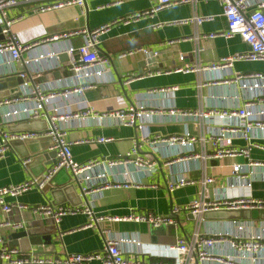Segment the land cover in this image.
<instances>
[{"label": "crops", "instance_id": "0c3cea01", "mask_svg": "<svg viewBox=\"0 0 264 264\" xmlns=\"http://www.w3.org/2000/svg\"><path fill=\"white\" fill-rule=\"evenodd\" d=\"M59 1L42 0L41 4H53ZM253 1L264 2V0ZM156 3L157 0H84L82 7L69 5L45 12L36 11L33 6L35 3L20 4L9 9L12 16L21 13L24 15L10 26L11 34L21 44L29 45L54 37L59 39L35 46L17 63L11 64L5 61V58L4 61L0 59V75H11L16 70L25 75L24 82L29 87L53 86L58 92H64L73 84V73L69 70L71 61L67 51L72 49L71 57L77 62L80 57L79 49L83 47L85 39V34L81 32H90L111 24L109 29L99 36L97 44L99 53L111 58L108 82L84 87L81 94L53 97L48 104H45L47 111L55 108L56 113H59L57 116L65 114V117H68L86 109L93 110L96 115L89 114L85 118L69 117L65 120L60 119L56 123L65 130L67 140L72 143L71 159L74 163L82 165L97 160L100 164L83 173L79 179L81 189L73 185V191H68V194L61 192L62 189L53 188L42 194L41 190L33 188L16 198L5 199L10 205L19 204L29 208L44 204L76 206L87 202L95 217L107 219L90 228L85 227L88 219L83 214L64 216L58 224L47 219L55 228L53 250L43 246L31 247L28 253L22 252L24 257L36 256L62 260L66 256H84L101 252L103 239L110 236L116 239L135 240L137 244L124 245L122 249L128 254L136 255L139 262L156 264L167 261L166 256L172 253L171 249L177 239L190 236L197 226L204 235L229 230L236 232V226L245 227V233L255 234L264 230V219L260 216L261 211L264 210L249 209L210 211L204 214L200 221L193 214L181 211L174 217V225L161 227L121 221L130 213L151 212L158 216H167L172 207L183 208L189 205L202 192L200 183L177 188L171 192L167 190L165 183L181 175L200 181L203 169L213 178V183L205 187L207 199L215 200L222 187L231 181L230 165L234 160L185 159L167 167L159 164L158 171L153 176L133 165L108 167L104 161L122 158L133 146L139 145V156L148 162L150 159L158 165L163 154L169 150L152 152L149 145L143 143L144 140L153 136L201 137L207 134L193 121L182 119L177 114L172 118L167 111L168 108L171 110H208L209 107L219 110L233 109L241 104L244 95L241 82L234 81L235 76L263 72L262 63L247 61H233L229 68L219 72L199 69L195 73L185 74L177 71L185 64H197L202 67L222 58H234L246 54L249 48L237 35L230 39L219 35L226 30L227 23L220 3L212 0L162 9L127 24L116 23L120 18L149 11ZM194 16L211 18V20L200 25L178 23ZM210 34L217 36L212 39L201 38ZM63 35L67 38H62ZM138 49H146L157 55L150 57L135 53L120 58L121 54ZM197 49L200 50L198 54L195 52ZM180 55L184 56V62L179 60ZM49 56H58L59 66L55 69H48L54 62ZM33 60H41V62L35 64ZM126 76L132 77L126 82ZM219 76L229 78L230 82L208 84L210 78ZM17 87V93L9 97L20 94V87ZM171 88L175 90L167 93L159 91ZM34 103L35 100H30L24 106L30 108ZM130 104L144 107L148 114L151 113L150 118L138 121L132 127L124 126L114 118H99V115ZM32 121L39 122L23 125ZM47 126L48 122L45 119L19 120L9 125H3L0 121V144L1 132L41 134L46 131ZM99 138L104 139L105 142H96ZM260 143L264 146V141ZM233 144L244 146L245 142L235 140ZM205 148L208 152V146ZM202 151V146L197 144L195 153ZM250 157L264 161V153L258 150H252ZM56 159L53 141L49 137L41 136L24 140L20 144H9L7 151L0 158V189L30 179L37 180L38 176L41 178L44 167L55 166L53 162ZM22 160L26 162L24 166L21 165ZM70 173L68 169L61 171L51 187H61V184L71 177ZM102 173L111 185L101 190H96L101 187L96 185L93 188L94 192L84 193L82 188H88L92 183L82 180L83 176H90L97 182L95 176ZM262 175L261 169L249 174L253 200L264 201V175ZM116 183L131 186L113 185ZM43 220L44 218L33 214L30 209L19 210L13 207L9 212L0 210V239L8 244L7 237L11 232L9 225H21L20 228L24 229ZM223 248L228 247L216 245L207 250L215 255L217 252L221 253ZM231 254L235 263L253 264L250 256L241 257L235 252ZM85 264L102 263L93 260ZM206 264L218 263L210 260Z\"/></svg>", "mask_w": 264, "mask_h": 264}, {"label": "built area", "instance_id": "2783aa9c", "mask_svg": "<svg viewBox=\"0 0 264 264\" xmlns=\"http://www.w3.org/2000/svg\"><path fill=\"white\" fill-rule=\"evenodd\" d=\"M42 0H0V34L3 39L0 41V59H6L8 63L14 64L21 60L22 56L33 49L35 46L45 42H54L59 37H54L49 40H42L33 44H21L17 38L11 34L10 26L17 20H20L24 15H11L9 9L15 8L20 4L35 3V10L39 12L50 11L69 5L82 7L84 0H60L53 4H41ZM211 0H157L156 5L147 12L141 14H133L124 18H120L116 23L127 24L131 21H136L140 18H145L162 9L198 2H206ZM220 3L222 14L226 20V30L219 34L225 39H230L233 36H239L247 45L248 52L246 54L234 58H222L216 62H212L207 66H199L197 64H185L177 71L185 74L195 73L200 70H208L210 72H219L229 68L233 61L260 62L263 64V72L253 73L248 75H237L234 81L241 82V88L244 90V95L241 104L230 110L216 109L209 107L208 110H171L168 108V113L174 118V114L182 119H188L199 125L201 129L207 133L206 136H171L159 137L153 136L143 143L148 144L152 152H158L162 149L169 150L163 154L162 160L158 165L149 159V162L139 156L140 146H133L132 149L122 158L116 160H105L106 166L114 167L122 164H129L137 167L141 171L153 176L157 173L159 164L163 167L171 166L178 162H183L185 159H206V160H222L231 159L234 162L230 165V182L222 187L219 195L215 200L209 201L205 192V187L213 183V178L207 175L205 169L202 170V179L200 181L186 178L185 176H177L165 183L169 192L189 185L200 183L202 192L196 200L183 208L172 207L167 216H158L151 212L130 213L121 221L133 222L137 224H147L152 227H161L174 225V217L181 211L189 212L200 221L202 216L207 212L213 211H237V210H264V201L253 200L251 194V181L249 174L256 171H263L264 161L254 160L250 157L252 150H258L264 153V146L260 141H264V2H255L253 0H212ZM211 18L192 17L178 22L179 24H195L200 25ZM111 24L101 26L100 28L81 33L85 34L84 45L79 49L80 57L78 61H74L72 49L67 51L70 57L69 70L73 73V84L64 92H58L53 86H31L29 87L24 82L25 75L18 73L16 70L11 75L19 76L23 79L20 87V94L12 97L0 98V121L3 125L13 124L19 120H38L45 119L48 122L46 131L41 134L34 133H7L1 132L2 143L0 144V158L8 149L11 141H24L34 139L41 136L49 137L53 141V149L56 153L58 165L53 166V172L58 168L65 166L73 177L79 181L84 172L89 171L92 167L100 164L97 160L88 161L85 164L79 165L71 159L72 143L67 140L66 132L56 123L58 120L72 118H85L89 114L96 115L93 110L86 109L74 115L65 117L57 116L56 109L51 108L50 111L45 109V104L53 97H66L71 94H81L84 87H90L97 83H106L109 80V65L111 58L109 56L99 55L97 44L99 36L105 33ZM78 33H75V35ZM216 34L203 35L202 39L215 38ZM67 38L66 35L61 36ZM200 50H196L198 54ZM141 53L144 56L155 57V52H149L146 49H138L130 51L126 54H121V57ZM197 57V55H196ZM58 56H49V59L54 60L52 66L48 69H55L59 66ZM184 56L180 55L179 60L184 62ZM2 61V62H3ZM35 64L41 60H33ZM198 62V61H197ZM9 76V75H5ZM4 75H0V78ZM132 76H126V82ZM125 82V83H126ZM228 83L229 78L212 77L208 84ZM60 83V82H59ZM61 86V84L59 85ZM175 90V88L159 90L161 93ZM35 100L32 107L24 106L27 101ZM151 113L146 112L144 107L137 105H125L115 111L99 115V118L109 117L114 118L120 124L132 127L138 121H143L150 118ZM235 140L245 142L244 146H235ZM96 142H105L99 138ZM200 144L203 148L202 153H195L196 145ZM206 146L209 151L206 152ZM25 160L21 161V165H25ZM52 172V173H53ZM262 175V176H263ZM94 178L83 176L82 180L92 183L88 188H82L84 193L94 192L96 190L108 188L109 184L104 174H98ZM48 180V177L39 182L36 179H30L18 185H10L0 189V210L9 212L11 208L16 207L19 210L30 209V211L44 219L51 220L58 224L62 217L77 214L87 216L88 222L85 227H93L99 222L107 219L106 217H95L89 208L87 202L76 206L44 204L33 206H23L19 204H8L5 199L16 198L20 194L36 188L41 189ZM115 186L130 187L129 184H113ZM6 225V224H4ZM11 229L18 230L21 225L11 226ZM137 244L133 239L112 238L106 236L103 239V248L101 252L91 253L84 256L71 255L64 259L40 258L36 256L24 257L19 247H12L0 239V264H85L93 260L100 261L102 264H145L139 262L136 255L125 252L122 247L124 245ZM227 246L215 255L207 249L210 247ZM172 253L166 256L167 261H160L156 264H206L210 260L218 264H241L232 260L231 252L240 254L241 257L250 256L253 264H264V230L260 232L245 233V227L236 226V232L222 231L204 235L200 232L199 226L188 237H179L175 246L171 249ZM227 250V251H226ZM226 251V252H225ZM236 254V255H237ZM228 256V257H227ZM228 260H227V258Z\"/></svg>", "mask_w": 264, "mask_h": 264}, {"label": "water", "instance_id": "95a60500", "mask_svg": "<svg viewBox=\"0 0 264 264\" xmlns=\"http://www.w3.org/2000/svg\"><path fill=\"white\" fill-rule=\"evenodd\" d=\"M0 32H1V26H0ZM2 39H3V36L0 34V41ZM99 55H101V53H99ZM22 83H23V79L19 76L9 75V76L1 77L0 78V98H6V97L16 94L18 91L17 86H20ZM37 122L39 121H35V122L32 121L29 123H24L23 125H30V124H34ZM21 142H18V140H15V141L9 142V144L16 145V144H20ZM53 164L58 165L59 161L56 159L54 160ZM52 168L53 167L45 166L43 173H42V177L41 178H39V176L37 177L38 178L37 180L39 182H43L48 177L47 182L44 183L43 187L40 189L42 194H45L51 188H53L54 190L62 189L61 192L68 194V191L69 192L73 191L74 189L73 185H75L76 187L79 186L78 189H81V183H79L80 181L76 180L73 177L72 173H70L71 177H69V179L66 180V182L61 184L62 185L61 187L59 186L51 187V184L56 179V176L61 171L66 170L65 166L58 168L55 172H53ZM260 214H261L260 215L261 218L264 219V211H261ZM230 216L232 215L230 214ZM10 230L11 232L7 237L8 245L12 247H19L22 252L28 253L29 250H31V247H38V246L39 247L43 246L50 250H53V247L55 246L54 237H53L55 228L53 224L47 219H44L43 221L35 222L31 224L30 226H27L24 229L20 228L18 230H14V229L13 230L10 229Z\"/></svg>", "mask_w": 264, "mask_h": 264}]
</instances>
